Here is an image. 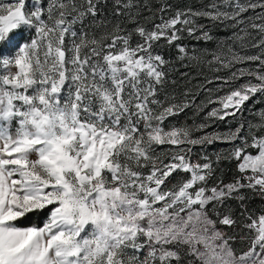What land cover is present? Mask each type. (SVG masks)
Returning a JSON list of instances; mask_svg holds the SVG:
<instances>
[{
  "label": "snow or ice",
  "instance_id": "1",
  "mask_svg": "<svg viewBox=\"0 0 264 264\" xmlns=\"http://www.w3.org/2000/svg\"><path fill=\"white\" fill-rule=\"evenodd\" d=\"M161 41L226 73L205 122L172 123L191 102L166 91ZM217 141L227 155L193 161ZM221 159L236 161L229 183L212 181ZM248 191L264 199V0H0V264H264ZM42 211V227L17 226Z\"/></svg>",
  "mask_w": 264,
  "mask_h": 264
},
{
  "label": "rangeland",
  "instance_id": "2",
  "mask_svg": "<svg viewBox=\"0 0 264 264\" xmlns=\"http://www.w3.org/2000/svg\"><path fill=\"white\" fill-rule=\"evenodd\" d=\"M153 7L157 6V0H150ZM169 4L173 6V9L180 8L183 9L185 7H193L199 8L203 4H207L208 0H167ZM200 23L208 24L207 20H201ZM214 35H216L220 39H225L227 35L230 33L228 30L224 28H213L212 29ZM184 45L188 48H195L200 50L202 48H213L214 44L209 42L204 44L203 42L196 41L195 39L187 36L184 34L181 41ZM162 47L161 51L171 55L172 60V69L175 70L179 65L186 70L191 71L192 77H189L187 74L186 77H183L180 83L177 82L176 85L169 84V87L166 89L167 92L173 94L177 97V102L181 100H187L191 102V106L186 108L184 112H182L179 116L172 119V123L179 125H196L205 122L206 116L208 111L211 110L213 107H219L218 103L208 104V100H216L217 97L223 96L227 93L228 88L224 87L222 90L217 91V85L219 82L214 80L216 75L224 76L226 73L221 71L220 73H216L213 71L211 67L206 64H199L197 65L195 62L185 60L183 62L176 60V50L174 48H169L167 46H163V41H161ZM172 70V71H173ZM171 71V72H172ZM184 80V81H183ZM208 80H213V83H207ZM244 80H238L233 85L236 86L238 84L243 83ZM208 89L212 91L209 92ZM187 92V97H184L182 93ZM207 105V107H204ZM248 108L253 107H260V105H254L252 101H249L247 104ZM244 115L248 116L249 119L252 118L251 113H245ZM243 117L237 116L236 118H226L224 120H215V121H208L211 124V127L205 129L208 132H218V133H227L230 129H234L237 126V123ZM166 124L168 121L165 122ZM201 134V133H197ZM231 145L228 143L217 141L213 145L208 146H195L192 148L191 157L193 161H200L203 156H208L211 159H215L218 153L222 155H227L228 150L230 149ZM216 171L213 175L212 181L223 180L224 183H229L232 181L233 177L236 176L237 169H236V161L229 160V159H221L220 163L215 165ZM186 177L187 174L180 173L174 174L172 181L173 183L180 179L181 177ZM248 200L247 206L248 208L259 212L261 209H264V199L259 196L253 195L251 191L246 193ZM231 206L236 209L238 204L236 201L229 202ZM41 214L40 224L38 227H42L43 224L48 219L47 211H43ZM19 227H30L32 225H17ZM231 232V229H229Z\"/></svg>",
  "mask_w": 264,
  "mask_h": 264
},
{
  "label": "trees",
  "instance_id": "3",
  "mask_svg": "<svg viewBox=\"0 0 264 264\" xmlns=\"http://www.w3.org/2000/svg\"><path fill=\"white\" fill-rule=\"evenodd\" d=\"M167 54V53H166ZM168 58L169 59H172L171 58V55H168ZM186 67H182V66H178L175 70H173L171 73H170V79L171 80H176L178 83H180L181 79L185 76H181V73H186L189 75V77H192L191 74V71L190 69L189 70H186L184 71ZM184 81V80H183ZM40 213H43L42 212H36V213H32V214H27L25 217L23 218H20L16 224L17 225H32V226H39L40 224V219H41V214Z\"/></svg>",
  "mask_w": 264,
  "mask_h": 264
}]
</instances>
